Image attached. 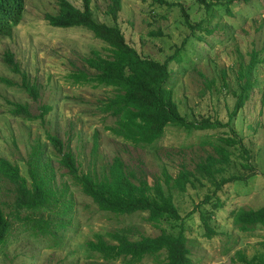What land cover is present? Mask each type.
<instances>
[{
    "label": "rangeland",
    "instance_id": "1",
    "mask_svg": "<svg viewBox=\"0 0 264 264\" xmlns=\"http://www.w3.org/2000/svg\"><path fill=\"white\" fill-rule=\"evenodd\" d=\"M69 1L79 8L83 5V0ZM164 1L181 4L190 21L200 22L201 28L192 34L182 22L180 6H168ZM89 2L94 19L117 24L126 41L142 56L163 62L177 51L178 60L169 63L171 73L166 84L180 114L188 120L209 117L226 122L240 90L238 71L247 65L254 50L258 52L263 62L251 73L254 85L250 96L230 125L249 148L253 170H244L235 157L237 150L230 148L233 155L223 175L238 174L244 179L222 186L214 200L217 207L200 205L212 190L206 180H201L202 184L195 181V187L188 185L183 192L175 188L171 192L184 217L190 264H239L232 261L235 251L248 256L264 251V227L256 225L243 231L234 216L264 204V0H214L209 10L194 0H121L116 21L106 12L109 0ZM57 9L56 0H23L19 21L8 33L0 32V157L18 165L29 181L28 155L33 146H39L42 162L54 175L55 187H66V198L73 207L63 219L65 228L53 235H43L11 218L12 229L0 247V264H123L120 260L105 261L88 248L87 241L120 228H128L132 239L155 236L159 227L147 221V212L117 215L100 210L58 163L59 154L47 141V134L69 145L82 172L101 175L118 156L153 184L164 169L173 177L181 166L193 170L207 154H215L220 131L229 134L230 129L188 132L168 124L163 136L146 147H135L112 134L108 127L114 117L100 108L114 89L76 83L72 78L82 71L93 72L83 58L92 49L105 53L106 45L84 27L51 26L44 15ZM7 52L13 55L19 72L5 61ZM23 74L29 84L40 85L36 98L25 90ZM15 104L26 105L35 116L45 105L51 109L43 118L30 119L23 113H12ZM1 183L3 209L9 212L14 185L6 179ZM209 211L212 214L208 217ZM202 213L215 231L210 237L205 233ZM25 214L22 211L20 216ZM160 225L165 230L172 228L171 223ZM141 264L157 263L147 257Z\"/></svg>",
    "mask_w": 264,
    "mask_h": 264
},
{
    "label": "trees",
    "instance_id": "2",
    "mask_svg": "<svg viewBox=\"0 0 264 264\" xmlns=\"http://www.w3.org/2000/svg\"><path fill=\"white\" fill-rule=\"evenodd\" d=\"M56 1L57 12L44 15L51 26L84 27L106 45L105 53L92 49L91 54L83 58L86 66L93 72L82 71L74 74L72 78L76 83H94L114 89L113 95L102 101L100 108L102 112L114 117L113 125L108 127L112 134L135 147H146L163 136L168 124L179 126L188 132L230 129L229 134L227 131H220L222 132L218 138L220 144L214 147L215 154H207L195 164L193 170L181 166L173 177L164 169L161 178L154 180L153 184H150L145 177L138 176L135 170L129 169L118 156L113 158L106 172L101 175L91 171L82 172L69 145H65L54 134H47V141L59 154L58 163L66 169V174L72 183L89 196L100 210L117 215L132 214L137 211L147 212V221L160 229L159 234L155 236L142 235L137 239L130 237L128 228L109 231L105 235L96 234L94 240L86 243L91 251L99 253L105 261L120 260L123 264H141L147 257L157 264H190L184 217L178 211L171 189L175 188L183 192L188 185L195 187V181L202 184L201 180H206L212 190L204 196L200 205L209 203L217 207L218 204L214 200L222 186L244 179L238 174L223 175L233 155L230 148L237 150L235 157L244 170L249 172L253 170L249 148L244 145L242 138L230 125L250 96L254 85L251 76L253 69L263 60L257 57L258 52L254 50L247 65L238 71L240 90L236 94L233 109L229 112L226 122L209 117L188 120L180 114L173 100L171 88L166 84L171 73L169 63L178 60L177 51L163 62L142 56L126 41L117 24L108 25L94 19L90 0H83L81 8L76 7L69 0ZM109 1L106 12L116 21L121 9V0ZM194 1L206 10L217 2ZM163 3L168 6H180L182 22L192 34L201 28L200 22L190 21L188 12L181 4L165 1ZM22 11L23 0H0V32L8 33L19 21ZM4 58L14 72L20 71L10 52H7ZM24 76L23 74L25 90L36 98L40 85L29 84L24 80ZM50 109L49 105H45L40 114L35 116L29 113L26 105L15 104L12 113H23L27 118L36 119L43 118ZM96 147L95 143L94 150ZM42 155L43 151L39 146L31 148L27 160L29 181L21 175L18 165L0 157V247L6 243L12 229L11 218L27 224L28 228L43 235H53L67 224L63 219L70 215L72 201L66 198V187L64 189L55 187L54 175L45 167L41 159ZM3 179L14 185V200L9 212L3 209L1 183ZM195 207L198 205L192 210H195ZM22 211L26 212L23 217L20 216ZM33 214L39 216L33 217ZM203 214L201 219L205 233L210 237L215 231L209 226ZM211 214L212 211H209L208 217ZM234 216L243 231L256 225L264 227V204L257 209L241 210ZM161 223H171V230L161 228ZM232 261L239 264H264V251H257L248 256L243 251L237 250L232 256Z\"/></svg>",
    "mask_w": 264,
    "mask_h": 264
}]
</instances>
